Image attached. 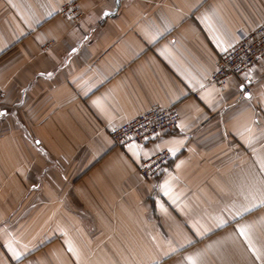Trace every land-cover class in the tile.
Returning <instances> with one entry per match:
<instances>
[{
    "label": "crops",
    "instance_id": "1",
    "mask_svg": "<svg viewBox=\"0 0 264 264\" xmlns=\"http://www.w3.org/2000/svg\"><path fill=\"white\" fill-rule=\"evenodd\" d=\"M263 23L264 0H0V264H264V59L206 84ZM154 105L178 128L117 146Z\"/></svg>",
    "mask_w": 264,
    "mask_h": 264
},
{
    "label": "built area",
    "instance_id": "2",
    "mask_svg": "<svg viewBox=\"0 0 264 264\" xmlns=\"http://www.w3.org/2000/svg\"><path fill=\"white\" fill-rule=\"evenodd\" d=\"M59 13L74 21H79L83 15L77 1L62 5ZM264 59V23L251 32L242 33L238 43L221 52L213 74L206 84L224 87L233 78L245 79L249 71ZM244 93L250 94L251 87H244ZM4 91L0 86V103ZM180 113L176 105L162 107L154 105L129 121L114 127L110 135L115 144L125 148L131 144H147L156 141L165 133L175 131L179 126ZM173 154L168 149L158 151L151 157L143 159L138 170L147 180L157 179L168 167ZM160 197V194H156Z\"/></svg>",
    "mask_w": 264,
    "mask_h": 264
},
{
    "label": "snow or ice",
    "instance_id": "3",
    "mask_svg": "<svg viewBox=\"0 0 264 264\" xmlns=\"http://www.w3.org/2000/svg\"><path fill=\"white\" fill-rule=\"evenodd\" d=\"M6 115V113L0 112V116ZM262 204H264V201L261 202ZM243 231V230H242ZM18 258V257H17Z\"/></svg>",
    "mask_w": 264,
    "mask_h": 264
}]
</instances>
